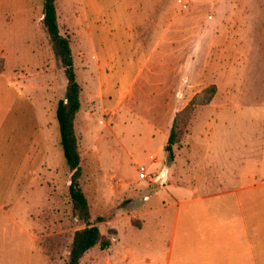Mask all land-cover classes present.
<instances>
[{"label": "crops", "instance_id": "0c3cea01", "mask_svg": "<svg viewBox=\"0 0 264 264\" xmlns=\"http://www.w3.org/2000/svg\"><path fill=\"white\" fill-rule=\"evenodd\" d=\"M161 5H152L150 0H56L59 31L70 42L76 80L82 89L75 130L81 113L94 107L105 114L104 123H100L103 132L118 136L117 130L129 119L128 113L119 112L132 87L141 78L151 84L157 82L158 87L167 80V49H174L169 41L176 35L167 38L170 21ZM43 17V0H0V232H5L9 224L27 238L31 250L25 264H39L38 216L40 211L48 214L50 208L40 209L38 192L49 189L58 166L56 157L59 164L64 162L61 147L56 150L59 129L55 114L49 118L40 111V88H49L51 79L40 83L38 75L49 78L55 63ZM192 32L181 33L184 40L180 38L177 46L178 54L190 56L186 66L189 71L185 68L190 73L195 68L193 56L198 54L197 38ZM172 68L178 73L176 63ZM179 70L183 71L182 67ZM15 71L30 74L18 80L13 77ZM161 111L143 114L147 129L144 137L137 134L141 138L134 150L150 152L165 144L169 128L161 121L166 108ZM94 115L89 116L92 126L97 122ZM108 120L114 128L106 127ZM84 124L88 130L87 122ZM119 135L123 138L124 133L120 131ZM116 142L127 151L124 143L119 139ZM110 143L107 145L112 147L114 142ZM149 160L158 161L153 156ZM149 160L141 159L142 163ZM150 166H145L147 171ZM166 173L162 171L157 179L165 183ZM139 180L148 188L152 186L149 179ZM253 180L250 186L230 189L229 178L227 187L225 183L220 188L213 183L183 192L178 188L177 169L171 186L143 197L132 190L135 179L120 180V187L114 190L116 200L128 197L132 203L117 208L106 222L101 233L110 240V247H94L80 264H264V184L261 177ZM152 182L157 184L156 180ZM15 210L21 215L16 217ZM154 213L159 214L154 221L160 237L166 227L165 216H171L169 236L161 242V251L140 257L126 234L145 230L148 216ZM22 239L15 241L21 250L15 264L24 263L22 249L26 242Z\"/></svg>", "mask_w": 264, "mask_h": 264}, {"label": "rangeland", "instance_id": "374dc122", "mask_svg": "<svg viewBox=\"0 0 264 264\" xmlns=\"http://www.w3.org/2000/svg\"><path fill=\"white\" fill-rule=\"evenodd\" d=\"M150 1L156 6L160 2L162 12L166 11L167 20L170 21L167 24V38L176 35V40L169 41L175 46L174 49L171 46L167 49L166 65L167 73L170 74L167 80L160 82L158 87L157 82L151 84L145 81L146 78H141L132 87L122 101L124 105L119 112L128 113L129 119L120 130L117 128L118 136L103 132L100 123H104L102 116L105 114L97 112L94 107L85 110L77 119L78 127L75 131L83 163L81 187L94 219L104 220L100 223L101 232L117 208H127L132 203L128 197L116 200L114 190L120 187V180L135 179L132 190L142 197L151 196L171 186L177 169L178 188L183 192L197 185L213 183L219 188L225 183L227 187L229 178L230 189L250 186L254 184V177L257 180L261 177L264 184V0ZM192 30V35L197 38L198 54L193 56L195 68L190 73L189 67L186 68L190 56L185 52L178 54L177 46L180 38L184 40L181 33L186 34ZM181 44L184 47L186 41ZM174 63L178 73L171 70ZM181 67L183 71L179 70ZM2 71L3 63L0 59V75ZM26 72L15 71L13 77L18 80L28 78L30 73ZM38 77L40 83L51 79L49 88H40L39 103L40 111L43 110L52 118L56 114L58 102L65 99L67 80L64 70L55 60L53 74L49 78L41 74ZM210 86L216 87V94L207 105L195 108L185 123V129H178V143L172 148V159L165 151L167 141L150 152L134 150L141 138L137 134L144 137L147 129V125L142 122L143 114L151 110L158 113L166 108V114L162 113L165 117L161 121L170 132L177 114L188 106L193 97ZM16 90V94H19V87L16 86ZM93 114L97 118L95 126L91 125L93 120L89 118ZM84 122H87L88 130L84 129ZM106 125L108 129L115 127L111 120ZM120 131L124 133L123 138L119 137ZM58 138L56 150L60 148ZM118 139L124 143L127 151L116 145ZM110 142H114L112 147L107 145ZM127 154L131 155L134 163ZM149 155L158 161L149 160ZM143 158L149 161L142 163ZM56 160V175L48 183L49 189L45 187L46 192L37 191L40 209L50 207L48 214L40 211L38 216L39 264H64L74 233L83 228L72 211L68 196L71 174L64 158L63 164H59L58 156ZM148 165L151 166L147 171L145 166ZM141 166L149 172L152 185L149 188L138 179ZM162 171L167 172L165 183L157 179ZM86 174L89 177L85 178ZM154 180L157 184L152 182ZM160 180L161 185L158 184ZM138 181L142 186L137 185ZM98 196L102 199L98 200L100 204L96 200ZM14 214L17 217L21 212L17 214L15 210ZM161 215L163 217L165 213ZM156 216L159 214L148 216L150 221L145 230L126 234L140 257L149 252L161 251V242L168 239L171 216H165L166 227L161 237L154 221ZM6 225L7 230L0 232V264H15V259L20 258L21 250L15 246V241L22 237L26 242L22 249L23 264L28 263L31 250L29 241L9 224ZM105 231L109 235L110 232L107 229Z\"/></svg>", "mask_w": 264, "mask_h": 264}, {"label": "trees", "instance_id": "16d2710c", "mask_svg": "<svg viewBox=\"0 0 264 264\" xmlns=\"http://www.w3.org/2000/svg\"><path fill=\"white\" fill-rule=\"evenodd\" d=\"M55 3L56 0H43V26L49 36L55 60L61 64L67 80L65 99L58 102L55 118L58 124L63 158L71 174L68 187L69 200L74 215L83 225V228L73 235L68 257L64 264H80L89 250L94 247L106 250L110 247L111 242L99 229V224L104 220L102 218L92 219L89 202L81 187L83 172L75 121L81 108L82 89L76 80L70 42L59 31ZM215 94L216 87H208L193 97L188 106L177 114L168 133L165 147L170 159L173 158L172 148L178 143V129L181 131L185 129L189 115L196 107L207 105Z\"/></svg>", "mask_w": 264, "mask_h": 264}, {"label": "built area", "instance_id": "2783aa9c", "mask_svg": "<svg viewBox=\"0 0 264 264\" xmlns=\"http://www.w3.org/2000/svg\"><path fill=\"white\" fill-rule=\"evenodd\" d=\"M139 174H138V177L139 179L141 180H150L149 176L146 174L147 172L145 171V168L144 167H140L139 170H138Z\"/></svg>", "mask_w": 264, "mask_h": 264}, {"label": "bare ground", "instance_id": "6f19581e", "mask_svg": "<svg viewBox=\"0 0 264 264\" xmlns=\"http://www.w3.org/2000/svg\"><path fill=\"white\" fill-rule=\"evenodd\" d=\"M163 181V180H162ZM162 181L160 180V181H158V184H162Z\"/></svg>", "mask_w": 264, "mask_h": 264}]
</instances>
